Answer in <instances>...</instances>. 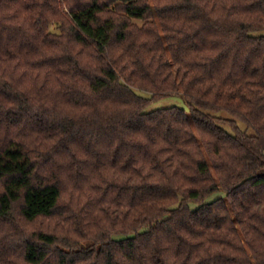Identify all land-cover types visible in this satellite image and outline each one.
<instances>
[{
    "label": "trees",
    "instance_id": "1",
    "mask_svg": "<svg viewBox=\"0 0 264 264\" xmlns=\"http://www.w3.org/2000/svg\"><path fill=\"white\" fill-rule=\"evenodd\" d=\"M0 264H264V0H0Z\"/></svg>",
    "mask_w": 264,
    "mask_h": 264
},
{
    "label": "rangeland",
    "instance_id": "2",
    "mask_svg": "<svg viewBox=\"0 0 264 264\" xmlns=\"http://www.w3.org/2000/svg\"><path fill=\"white\" fill-rule=\"evenodd\" d=\"M53 30L57 31L56 26L53 27ZM140 93L145 95V96L147 95L144 92H140ZM174 106H177V107H180V108H184L187 111L190 110L189 104L187 103L186 99L184 98V96L181 93V94L167 96V97H164V98H162V99H160L158 101L153 102L150 105V107L148 108V111L155 110V109H161V108H169V107H174ZM216 116L222 117V118H232V116L230 114H228L227 112L217 113ZM239 124H240V127L242 129H244V130H247L249 134H254L253 128H248L246 124H244V123H242L240 121H239ZM224 127L232 132V130H231V128L229 126L224 125ZM224 196H225L224 191L220 190L218 192H215L213 195H211L207 199V202L213 201V200H215L217 198L224 197ZM193 205H194V207H197V205H195V204H193Z\"/></svg>",
    "mask_w": 264,
    "mask_h": 264
}]
</instances>
